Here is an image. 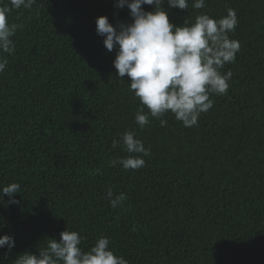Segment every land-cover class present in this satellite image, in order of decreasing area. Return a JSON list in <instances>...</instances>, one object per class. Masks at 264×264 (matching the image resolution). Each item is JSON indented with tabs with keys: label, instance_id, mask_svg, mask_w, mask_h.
Returning <instances> with one entry per match:
<instances>
[{
	"label": "trees",
	"instance_id": "trees-1",
	"mask_svg": "<svg viewBox=\"0 0 264 264\" xmlns=\"http://www.w3.org/2000/svg\"><path fill=\"white\" fill-rule=\"evenodd\" d=\"M115 0H35L11 9L15 50L0 73V188L19 183L18 203L0 196V264L77 231L88 251L101 235L128 264H264V0H205L203 9L163 8L176 26L196 16L219 19L235 9L229 33L241 47L226 95L185 128L167 113L135 122L142 107L130 79L117 76L116 51L106 50L96 19L130 23ZM8 6V0H0ZM152 11V6L144 5ZM145 112L148 109L145 107ZM134 131L150 149L145 166L125 170L111 161L129 154ZM127 199L112 208L107 198Z\"/></svg>",
	"mask_w": 264,
	"mask_h": 264
},
{
	"label": "clouds",
	"instance_id": "clouds-1",
	"mask_svg": "<svg viewBox=\"0 0 264 264\" xmlns=\"http://www.w3.org/2000/svg\"><path fill=\"white\" fill-rule=\"evenodd\" d=\"M35 0H8V6H0V53L11 54L15 50L12 39L18 25L10 24L11 9L30 8ZM169 8L188 9V0H115L114 7L130 10V23L109 22L107 16L96 19V33L103 37L106 50L116 51L113 66L117 76L130 79L129 88L142 105L137 110L135 122L143 129L149 116L159 119L162 127L167 125L163 117L174 115L185 128L198 126L199 117L208 112L214 101L211 95H226L232 72L222 73L225 64L234 63L240 51L238 40L229 37L238 26L235 9L228 8L227 14L219 19L208 14L196 16L190 25L176 26L169 21ZM144 5L152 6L147 11ZM205 0H193L194 9H203ZM7 60L0 57V73L4 72ZM145 107L148 112H145ZM134 131H125L113 147L122 144L129 155L111 161L125 170H138L145 166L142 157L150 155V149L135 138ZM21 190L19 183H9L0 188V196L9 197V203H18L16 194ZM110 206L116 208L127 199L121 193H107ZM82 237L77 231L65 230L60 239L47 240L46 247L38 255L24 252L15 258V264H128L123 257L110 249V240L101 235L88 251L80 247ZM11 250L15 238L0 236V248Z\"/></svg>",
	"mask_w": 264,
	"mask_h": 264
}]
</instances>
